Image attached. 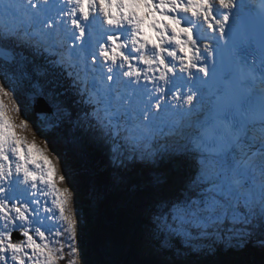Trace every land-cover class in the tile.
I'll list each match as a JSON object with an SVG mask.
<instances>
[{
  "label": "snow or ice",
  "instance_id": "1",
  "mask_svg": "<svg viewBox=\"0 0 264 264\" xmlns=\"http://www.w3.org/2000/svg\"><path fill=\"white\" fill-rule=\"evenodd\" d=\"M101 215L122 264H264V0H0V264Z\"/></svg>",
  "mask_w": 264,
  "mask_h": 264
},
{
  "label": "trees",
  "instance_id": "2",
  "mask_svg": "<svg viewBox=\"0 0 264 264\" xmlns=\"http://www.w3.org/2000/svg\"><path fill=\"white\" fill-rule=\"evenodd\" d=\"M95 219L96 216L90 219L88 232L82 241L83 254L87 264H106V262L122 264V262H135L145 258L138 251L137 241L106 227L103 215L98 218V224H95ZM234 256L232 254H223L219 256L220 259H216V262L222 259L229 260L228 258ZM240 257L244 261H250L251 259L259 260L258 256L252 255Z\"/></svg>",
  "mask_w": 264,
  "mask_h": 264
},
{
  "label": "rangeland",
  "instance_id": "3",
  "mask_svg": "<svg viewBox=\"0 0 264 264\" xmlns=\"http://www.w3.org/2000/svg\"><path fill=\"white\" fill-rule=\"evenodd\" d=\"M99 223V220H98V218L96 217V219H95V224H98ZM87 232H88V230H87ZM257 262H258V260H256ZM95 264V263H94ZM228 264H241L240 262H229Z\"/></svg>",
  "mask_w": 264,
  "mask_h": 264
}]
</instances>
